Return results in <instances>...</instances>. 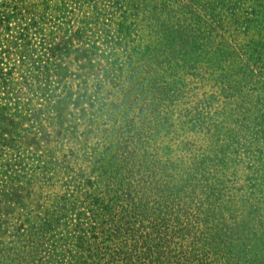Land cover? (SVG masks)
<instances>
[{"label":"rangeland","instance_id":"1","mask_svg":"<svg viewBox=\"0 0 264 264\" xmlns=\"http://www.w3.org/2000/svg\"><path fill=\"white\" fill-rule=\"evenodd\" d=\"M182 2L0 0V264H113L105 250H120L114 264H156L127 241L124 215L127 196L143 200L133 236L150 226L154 245L155 121L131 134L117 107L131 92L125 52L150 39L163 4ZM187 6L204 23L177 110L211 103L228 78L239 85L213 101L205 125L219 131L188 134L193 154L211 155L181 198L175 240L189 264H264V0Z\"/></svg>","mask_w":264,"mask_h":264},{"label":"trees","instance_id":"2","mask_svg":"<svg viewBox=\"0 0 264 264\" xmlns=\"http://www.w3.org/2000/svg\"><path fill=\"white\" fill-rule=\"evenodd\" d=\"M183 1V5L175 9V12L170 6L163 4L159 12L163 17L162 21L158 18L156 25L148 27L150 39L144 42L145 45H141L139 52L138 49L130 53L125 52L123 57L128 83L125 90L129 88L131 92L130 97L123 98L117 107L119 113L125 111V119L131 134H134L133 131L138 129L140 123L148 119L155 121L157 156L155 160L151 157L147 158L149 164L156 162L158 169L155 215L159 228L156 230L154 245H151L153 240L150 226L142 225L143 233L133 236L135 222L132 221L140 216L145 220L148 205L143 200L139 203L127 196L124 215L130 220L126 231L131 238L127 241L133 246L139 239L144 242L147 246V250H143L144 260L152 263L151 258L154 257L156 264H189L190 262L189 252L182 250L175 240L183 239L182 233L185 228L178 230L176 225H179L181 215L189 211L181 206L185 205L181 198L186 194L201 171V166H204L203 162L211 153L193 154V144L188 134H209L211 131H219L217 126L205 125V121L220 111L213 106V101L228 100L239 85V80L228 78L227 83H219L218 92L212 94L211 103L209 100L205 102L201 100L192 109L185 108L183 112L177 110L182 91L187 89L185 75L192 70L193 51L189 37L194 30L193 26L197 27L200 23H204L203 17H193L192 11L187 6L197 7L202 0ZM227 62V65L219 67L223 74L232 72L230 61ZM121 106L124 107L123 110L120 109ZM175 115H177L176 119ZM142 126L146 132L149 131V126ZM207 189L210 194L213 192L211 186ZM113 232L111 237L114 238L118 229L113 228ZM184 235L187 236V233ZM153 247L155 250H150ZM119 252L120 250H105L103 255L114 264L117 263L115 257H119ZM199 263L198 260L197 264ZM124 264H141V262L138 259L127 258Z\"/></svg>","mask_w":264,"mask_h":264}]
</instances>
